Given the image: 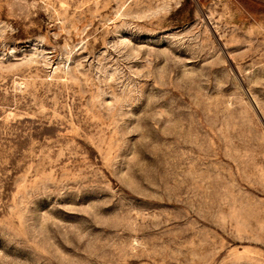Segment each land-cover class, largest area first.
<instances>
[{"label":"rangeland","instance_id":"obj_1","mask_svg":"<svg viewBox=\"0 0 264 264\" xmlns=\"http://www.w3.org/2000/svg\"><path fill=\"white\" fill-rule=\"evenodd\" d=\"M0 264H264V0H0Z\"/></svg>","mask_w":264,"mask_h":264}]
</instances>
